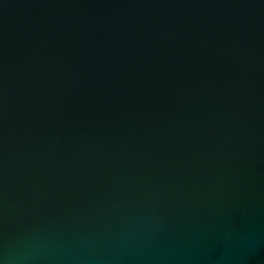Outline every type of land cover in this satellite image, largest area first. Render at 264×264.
I'll return each instance as SVG.
<instances>
[{
  "label": "water",
  "instance_id": "obj_1",
  "mask_svg": "<svg viewBox=\"0 0 264 264\" xmlns=\"http://www.w3.org/2000/svg\"><path fill=\"white\" fill-rule=\"evenodd\" d=\"M0 264H264V0H0Z\"/></svg>",
  "mask_w": 264,
  "mask_h": 264
}]
</instances>
